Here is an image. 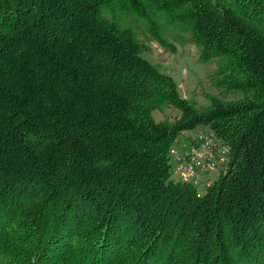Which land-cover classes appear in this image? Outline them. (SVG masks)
I'll list each match as a JSON object with an SVG mask.
<instances>
[{"label":"trees","instance_id":"1","mask_svg":"<svg viewBox=\"0 0 264 264\" xmlns=\"http://www.w3.org/2000/svg\"><path fill=\"white\" fill-rule=\"evenodd\" d=\"M164 24L224 98L145 57ZM201 125L231 159L197 198L168 150ZM0 264H264V0H0Z\"/></svg>","mask_w":264,"mask_h":264},{"label":"rangeland","instance_id":"2","mask_svg":"<svg viewBox=\"0 0 264 264\" xmlns=\"http://www.w3.org/2000/svg\"><path fill=\"white\" fill-rule=\"evenodd\" d=\"M139 40L145 44L148 51L145 57L156 65L162 72L170 75L176 85L178 95L186 99L192 105L197 107H206L209 105L208 96H217L224 98L220 92L213 87L211 76L215 72L214 63L203 64L199 58V50L192 43L189 33L175 29L171 25L164 24V33L173 47H162L143 29L135 27ZM153 119L157 123L166 122L174 125L179 121L180 112L177 108L166 107L155 110L152 113ZM207 130L206 125L198 126ZM225 174V173H224ZM222 174L218 179H221ZM217 179V180H218ZM216 180V181H217ZM215 182V181H214ZM207 184L206 187H199L195 196L203 198L208 194L209 189L213 186ZM159 202L164 199H158ZM225 241H228L225 238Z\"/></svg>","mask_w":264,"mask_h":264},{"label":"built area","instance_id":"3","mask_svg":"<svg viewBox=\"0 0 264 264\" xmlns=\"http://www.w3.org/2000/svg\"><path fill=\"white\" fill-rule=\"evenodd\" d=\"M173 177L198 192L227 172L231 151L210 130H182L168 150Z\"/></svg>","mask_w":264,"mask_h":264}]
</instances>
